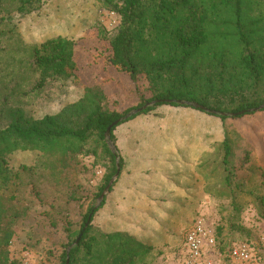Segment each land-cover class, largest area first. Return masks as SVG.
Returning <instances> with one entry per match:
<instances>
[{
    "label": "trees",
    "instance_id": "trees-1",
    "mask_svg": "<svg viewBox=\"0 0 264 264\" xmlns=\"http://www.w3.org/2000/svg\"><path fill=\"white\" fill-rule=\"evenodd\" d=\"M39 1L18 0V8L29 13ZM108 2L119 15L120 24L113 35L97 27L99 40L108 46L107 57L100 47L92 52L99 51L97 54L115 74L130 79L134 84L130 97L136 102L120 110L110 103L104 84L91 83L79 56L80 39L59 34L32 47L43 82L68 78L83 85L84 91L58 112L40 118L18 108L0 114V264H24L11 252L16 224L39 205L47 204L45 187L59 190L69 182L70 172L87 166L85 159L107 161L103 182L91 191L90 197H84L79 185L70 181L68 195L80 206L81 222L70 217L66 208L57 209L54 203L55 214L48 209L43 211L42 216L50 224H61L67 241L45 247L38 264H67L68 256L69 264H136L146 256L151 247L138 232L130 231L136 226L126 222L107 231L95 223L106 198L99 205L93 202L116 174L118 161L121 170L116 183L127 182L133 155L137 156L136 166L147 163L149 167L143 169L128 195L124 194L127 214L166 213L176 203L177 193L187 190L195 171L207 179L220 177L230 194L236 195L242 188L239 176L244 160L252 157V143L230 120L264 112V107L260 109L264 104V0ZM144 84L149 95L143 90ZM177 100L196 102L218 113L179 104ZM150 101L159 102L111 127L110 140L116 149L113 152L106 137L108 128ZM188 109L221 120L224 137L214 151L201 148L190 155L188 145L180 141L165 147L160 142L161 152L148 153L146 147L150 150L154 135L151 138V130L142 124L164 111L183 113ZM128 128L130 131L126 132ZM128 143L139 146L131 150ZM20 149L36 150L42 157L32 166L13 168L9 156ZM259 168L264 175V165ZM112 190L113 185L109 191ZM86 198L92 203L84 210ZM148 224L144 221L139 226L147 228ZM222 241L217 238V247L227 253L233 244ZM244 242L253 243L250 239ZM258 255L264 258L263 251H258Z\"/></svg>",
    "mask_w": 264,
    "mask_h": 264
},
{
    "label": "rangeland",
    "instance_id": "rangeland-1",
    "mask_svg": "<svg viewBox=\"0 0 264 264\" xmlns=\"http://www.w3.org/2000/svg\"><path fill=\"white\" fill-rule=\"evenodd\" d=\"M18 7V0H0L1 116L10 109L18 108L29 116L40 118L58 112L81 97L83 85L61 77L43 82L34 63L32 47L47 37L59 34L80 39L79 56L84 73L92 84L105 85L113 107L123 110L136 102L130 97L134 88L130 79L115 74L110 64L97 54L99 51L92 52L100 47L101 53L107 57L108 46L102 45L99 40L97 27L113 35L120 24L119 15L110 8L108 0H40L29 13L20 12ZM142 87L149 95L146 85ZM230 122L252 143V157L243 162L244 168L239 176L242 188L237 190L236 195L223 187L220 177L207 179L196 171L187 190L177 193L176 203L166 213L147 216L127 214L124 194L128 195L132 182L117 184L119 177L113 183V190L106 193V203L99 210L95 223L107 231L118 228V224L126 225V222L136 226L130 231L138 232L151 247L136 264H185L184 237L200 214L207 218L210 228L225 245L240 244L250 239L256 253L263 251L259 241L264 234V175L259 165H264V112L233 118ZM141 127L151 130V138L154 135V142L150 143V149L154 150L151 152H161L158 149L160 142L165 147L168 143L180 141L188 145L190 155L201 148L212 152L224 137L221 120L193 109L183 113L164 111ZM129 131L130 128L126 130ZM180 133H183L182 137ZM155 136L162 137V140L157 139V142ZM41 157L42 154L36 150L20 149L9 156V163L17 169L22 165L32 166ZM84 161L87 166L81 171L70 172L69 182L59 190L45 187L49 200L47 204L39 205L30 216L16 224L11 252L24 264H38L45 247H56L58 243L67 241L61 224L55 227L42 216L45 209L55 214L52 203L57 209L66 208L70 217L81 222L80 206L68 195L70 181L79 185L84 197H90L91 191L102 184L107 163L94 158ZM99 198L93 202L94 205L99 204ZM91 203L87 199L84 210ZM144 221L150 226L140 227L139 223ZM224 261L228 263L226 259Z\"/></svg>",
    "mask_w": 264,
    "mask_h": 264
},
{
    "label": "built area",
    "instance_id": "built-area-1",
    "mask_svg": "<svg viewBox=\"0 0 264 264\" xmlns=\"http://www.w3.org/2000/svg\"><path fill=\"white\" fill-rule=\"evenodd\" d=\"M259 245L264 251V234ZM185 264H264L253 243L233 244L227 253L217 247L216 233L204 215L195 217L184 239ZM226 259L228 263L224 261Z\"/></svg>",
    "mask_w": 264,
    "mask_h": 264
},
{
    "label": "water",
    "instance_id": "water-1",
    "mask_svg": "<svg viewBox=\"0 0 264 264\" xmlns=\"http://www.w3.org/2000/svg\"><path fill=\"white\" fill-rule=\"evenodd\" d=\"M157 102H159V101H150V102L146 103L145 105H143L142 107L130 111L128 114H126L125 116L121 117L119 120L115 121V122H114V123L108 128L107 133H106V137H107V140H108V144H109V146L111 147V149H112L113 152H115L116 149H115L113 143H112L111 140H110V130H111V127H112L113 125H115V124L121 122V121H124V120H126V119H128V118H130V117H132V116H134V115H136V114H138V113H140L141 111H143V110H145L146 108H148V107H150V106L156 104ZM177 103H179V104H185V105H191V106L196 107V108H202V109H204V110H206V111H208V112H210V113H218L217 111L210 110V109H208V108H206V107H204V106L199 105V104L196 103V102H190V101H184V100H177ZM263 107H264V104L260 107V109L263 108ZM220 114L225 115V116H233V115H234L233 113H223V112H221ZM120 170H121V168H120L119 161H118V162H117V172H116V174L111 178L110 182L108 183V185H107L106 188L104 189L103 193L101 194V196H100V198H99V204L103 201V199H104L106 193L110 190V188H111V186L113 185V183H114V182L116 181V179L119 177V175H120ZM99 204H98V205H99ZM80 238H81V236L78 237V239H77V240H76V241H75V242L69 247V249H68V254H69L71 248H73L74 246H76V245L79 243ZM67 264H69V256H68V262H67Z\"/></svg>",
    "mask_w": 264,
    "mask_h": 264
},
{
    "label": "crops",
    "instance_id": "crops-1",
    "mask_svg": "<svg viewBox=\"0 0 264 264\" xmlns=\"http://www.w3.org/2000/svg\"><path fill=\"white\" fill-rule=\"evenodd\" d=\"M145 145L146 146H149V144L148 143H146L145 142ZM128 146L130 147L129 149H131V150H136L135 148H136V146H139L137 143H128ZM125 149H127L128 150V147L126 148L125 147ZM146 149L148 150V153H150V154H153V155H156L157 153H159V152H157V151H154V152H151V150H154V149H150L149 150V148L148 147H146ZM160 151H162V148H158ZM133 153V152H132ZM133 157H134V160L132 161V173L127 177V181H130V182H132V187H131V189H133L135 186H134V183H135V181L138 179V177H139V179L141 178V175H142V173H144V168L146 167V168H148L149 166H148V164L146 163L144 166L143 165H140V166H136V164H135V162H136V157L137 156H135V155H133ZM144 169V170H143ZM129 191L130 190H128V193H129Z\"/></svg>",
    "mask_w": 264,
    "mask_h": 264
}]
</instances>
